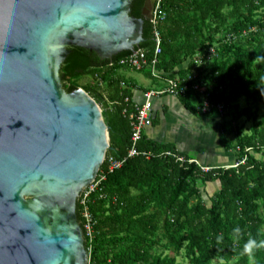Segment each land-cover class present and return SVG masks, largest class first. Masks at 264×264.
I'll return each instance as SVG.
<instances>
[{"label":"trees","instance_id":"obj_1","mask_svg":"<svg viewBox=\"0 0 264 264\" xmlns=\"http://www.w3.org/2000/svg\"><path fill=\"white\" fill-rule=\"evenodd\" d=\"M146 2L133 0L132 15L144 18ZM163 10L166 19L158 26L163 38L158 67L169 77L196 75L211 103L225 105L223 115H205L233 117L230 128L226 122L219 125L220 141L227 151L237 153L239 165L204 171L176 144L150 139L145 133L138 149L147 154L127 157L132 126L124 114V101L127 96L133 98L135 85L118 76L117 71L123 69L118 64L120 59L132 52L102 61L94 52L72 48L61 69L64 87L68 92L82 87V76L90 75L97 81L98 87L83 88L100 104L111 128L107 158L126 160L111 171L106 158L100 170L98 179L103 175L105 180L89 201L95 218L93 238L86 233L84 208L78 201V218L92 264H181L176 257L156 252L158 247L173 249L177 254L185 251L190 264H212L214 259L264 264V248L254 257L242 255L249 239L264 240V113L260 115L264 106V0H164ZM154 31L151 20L145 18V42L137 50H145L148 60L156 48ZM223 32L248 40V44L220 37ZM212 48L216 53L211 56ZM199 60L209 68L204 78L203 72L195 74L193 70ZM98 78L111 84L109 96L99 91L104 84L99 86ZM123 81L127 88L121 87ZM180 99L197 113L199 106L191 101L201 102L194 91ZM242 99L249 103L245 108L240 106ZM243 118L256 122L253 134L244 135V126L233 127ZM234 134L236 144L229 140ZM176 155L185 161H179ZM200 182L220 184L211 205L203 197ZM237 228L239 233L235 232Z\"/></svg>","mask_w":264,"mask_h":264},{"label":"water","instance_id":"obj_2","mask_svg":"<svg viewBox=\"0 0 264 264\" xmlns=\"http://www.w3.org/2000/svg\"><path fill=\"white\" fill-rule=\"evenodd\" d=\"M132 3L0 0V264H88L78 201L111 128L83 87L65 89L61 69L74 47L102 61L136 52L154 6L138 18Z\"/></svg>","mask_w":264,"mask_h":264},{"label":"built area","instance_id":"obj_3","mask_svg":"<svg viewBox=\"0 0 264 264\" xmlns=\"http://www.w3.org/2000/svg\"><path fill=\"white\" fill-rule=\"evenodd\" d=\"M164 0H155L154 8L152 12V18L150 19L155 26L154 37L156 41V48L154 56L151 60H148L147 53L143 49H139L136 52H132L130 55L120 59L118 64L122 68L133 69L140 72H149V76L153 79L157 86L152 89H146L143 92V101L139 102L130 96L125 98V108L124 114L131 121L132 126V146L129 149L127 157H135L141 154H147L141 152L138 149V144L142 140L145 130L153 126L154 122V100L164 97L173 96L176 98H185L188 96L189 92L192 90L194 93L200 97L199 109L203 111L204 114L215 113L222 114L226 107L224 104H213L209 100V94L207 93L204 84L196 80V75H189L186 78L181 77H169L166 73L159 69L160 56L162 55V33L158 28L159 24L166 19V13L163 10ZM231 38L236 39L237 37L231 36ZM216 49L212 48L210 51L211 56L215 55ZM99 86H103L102 78H98ZM122 88H127L128 84L123 81L121 83ZM115 103H112L114 105ZM171 154V153H168ZM178 155H176L177 157ZM107 158V157H106ZM179 161L184 162L185 158L182 156L177 157ZM106 161V160H105ZM109 163V168L111 171L120 168L124 160H117L115 157L107 158ZM191 162H199L192 159ZM245 160L243 161V163ZM239 164H235L231 167H237ZM204 171H210L212 168L202 167ZM99 176V175H98ZM105 180V176L100 175L99 179L97 177L96 181L87 187L81 194L79 200L84 208L83 215L86 220L85 230L90 238L94 237V225L95 218L89 209L90 197L98 189L99 184ZM89 253V252H88ZM88 264H92L90 253Z\"/></svg>","mask_w":264,"mask_h":264},{"label":"crops","instance_id":"obj_4","mask_svg":"<svg viewBox=\"0 0 264 264\" xmlns=\"http://www.w3.org/2000/svg\"><path fill=\"white\" fill-rule=\"evenodd\" d=\"M133 83V99L142 102L146 88ZM217 117L203 115L199 109L193 113L180 98L164 96L154 100L153 126L145 134L150 139L176 144L182 154L192 155L203 167L228 166L231 156L221 144Z\"/></svg>","mask_w":264,"mask_h":264},{"label":"rangeland","instance_id":"obj_5","mask_svg":"<svg viewBox=\"0 0 264 264\" xmlns=\"http://www.w3.org/2000/svg\"><path fill=\"white\" fill-rule=\"evenodd\" d=\"M254 30L256 31L257 28H255ZM224 36L231 37V35H229V34L227 35V32H223L222 34H220V37H224ZM247 41L248 40L240 39V38L235 39L236 43H239L242 45H247L248 44ZM199 56L201 58V56H203V54H199ZM194 64H195V66H194L193 70H194L195 74H198L199 72H203L204 74H202L201 77L204 78L205 74L207 75L208 71H209L207 63L199 60V61H197V63H194ZM117 74L121 78L135 82V83L143 86L146 89H152V88L157 86V83L153 79H151V77H149L145 72H140V71H136L133 69L123 68L121 70H118ZM79 84L82 87L97 86V81L90 75L82 76V78H80ZM111 88H112L111 84L109 82H105L104 86L102 88H100L99 91H101L104 95L109 96L108 92L111 91ZM239 103H240L241 108H245L249 105V103L246 101V99H242ZM193 104L196 106H199V102H194ZM199 111L203 113V111L201 109H199ZM263 113H264V106H262V109L260 111V115H262ZM222 115L217 117L219 119L218 126L220 124L226 122V123H228V126L230 128L231 127L230 122L233 120V117H226V116H222ZM255 124H256V122H254L252 120H248L246 118H243V119H241V121L234 122L233 127L236 129V128H240V126H244L245 131L243 132V134L244 135H247V134L251 135V134H253V129H254ZM229 140L231 142H234V144H236L238 142L237 136L235 134L230 136ZM224 150H225V148H224ZM229 155L231 156V161H232L228 165V167L230 168L232 165L236 164L237 153L235 151H232V152H230ZM208 167L213 168V166H208ZM199 186L202 190L204 199L207 201L208 205H211V198L220 190V184L218 182H210V183L205 185L202 182H200ZM262 216L264 217L263 211H262ZM263 230H264V228H263ZM156 252L163 253V254L168 255V256L176 257L177 261L180 262L181 264H190L189 259L187 258L185 251H182L181 253L177 254L173 249H166L164 247H158V248H156ZM233 263H234V261H232L231 263H226L223 260L214 259L212 264H233Z\"/></svg>","mask_w":264,"mask_h":264},{"label":"clouds","instance_id":"obj_6","mask_svg":"<svg viewBox=\"0 0 264 264\" xmlns=\"http://www.w3.org/2000/svg\"><path fill=\"white\" fill-rule=\"evenodd\" d=\"M239 229H235L236 233H239ZM218 239H222L220 237H218ZM264 248V240L262 241H257L255 239H249L247 241V243H245L244 247H243V252L242 255H246L249 257H254L255 253L257 250Z\"/></svg>","mask_w":264,"mask_h":264},{"label":"flooded vegetation","instance_id":"obj_7","mask_svg":"<svg viewBox=\"0 0 264 264\" xmlns=\"http://www.w3.org/2000/svg\"><path fill=\"white\" fill-rule=\"evenodd\" d=\"M147 1H148V0H147ZM154 1H155V0H151L152 5L150 6V8H153V6H154V5H153V4H154Z\"/></svg>","mask_w":264,"mask_h":264}]
</instances>
